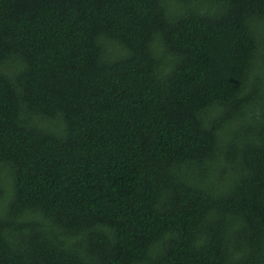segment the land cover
I'll return each mask as SVG.
<instances>
[{
	"label": "trees",
	"instance_id": "1",
	"mask_svg": "<svg viewBox=\"0 0 264 264\" xmlns=\"http://www.w3.org/2000/svg\"><path fill=\"white\" fill-rule=\"evenodd\" d=\"M0 264H264V0H0Z\"/></svg>",
	"mask_w": 264,
	"mask_h": 264
}]
</instances>
